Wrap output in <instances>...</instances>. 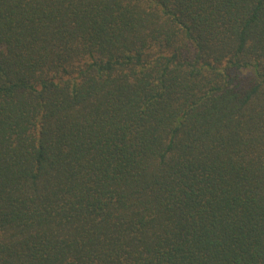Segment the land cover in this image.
I'll return each instance as SVG.
<instances>
[{"label":"trees","instance_id":"obj_1","mask_svg":"<svg viewBox=\"0 0 264 264\" xmlns=\"http://www.w3.org/2000/svg\"><path fill=\"white\" fill-rule=\"evenodd\" d=\"M0 264H264V0H0Z\"/></svg>","mask_w":264,"mask_h":264}]
</instances>
